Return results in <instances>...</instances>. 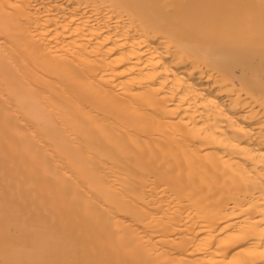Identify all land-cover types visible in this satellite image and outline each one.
<instances>
[{"label": "bare ground", "instance_id": "obj_1", "mask_svg": "<svg viewBox=\"0 0 264 264\" xmlns=\"http://www.w3.org/2000/svg\"><path fill=\"white\" fill-rule=\"evenodd\" d=\"M0 264H264V0H0Z\"/></svg>", "mask_w": 264, "mask_h": 264}]
</instances>
